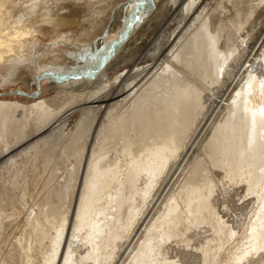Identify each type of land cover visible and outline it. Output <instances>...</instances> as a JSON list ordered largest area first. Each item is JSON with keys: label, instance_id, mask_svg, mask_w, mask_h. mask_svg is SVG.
Instances as JSON below:
<instances>
[{"label": "bare ground", "instance_id": "obj_1", "mask_svg": "<svg viewBox=\"0 0 264 264\" xmlns=\"http://www.w3.org/2000/svg\"><path fill=\"white\" fill-rule=\"evenodd\" d=\"M116 1L0 0V264H264V0Z\"/></svg>", "mask_w": 264, "mask_h": 264}, {"label": "rangeland", "instance_id": "obj_2", "mask_svg": "<svg viewBox=\"0 0 264 264\" xmlns=\"http://www.w3.org/2000/svg\"><path fill=\"white\" fill-rule=\"evenodd\" d=\"M127 1H130V0H117L114 4H115V6H114V8H113V11H114V14H115V12L118 10V7H120L122 4H124V3H126ZM131 1H133V2H136V7H135V9H134V11H131L132 12V14L133 15H131L130 16V20L129 19H127V22H126V24H123V30H122V28H119V31L117 30V32L118 33H120L122 36H121V38H115V39H111L110 40V43H111V45L112 44H115L116 43V45H115V53H113L112 54V56H111V58L113 57V55L114 54H116L118 51H119V49H120V44H122V43H125L126 41H128L130 38H132L135 34L134 33H136V31H139L140 30V27H141V21H142V19H144L147 15H148V13H149V11L148 10H150L151 8H153L151 11H153L155 8H156V5H155V0H131ZM138 3V4H137ZM150 4V5H149ZM140 5V6H139ZM148 5V6H147ZM142 6V7H141ZM153 6V7H152ZM141 7V8H140ZM139 8V9H138ZM136 11V12H135ZM141 13V14H140ZM145 13V14H144ZM134 18H133V17ZM138 16V17H137ZM139 16H140V18H139ZM132 17V18H131ZM139 19V20H138ZM138 20V21H137ZM141 20V21H140ZM113 21H114V15H111L110 16V19L108 20V23H107V25H106V27H105V29H104V32L102 33V35H98V36H96L95 38L96 39H100V38H103L104 37V35L110 30V28H108V26L110 25V24H112L113 23ZM140 21V22H139ZM157 21H159V20H157ZM131 22V23H130ZM151 22V21H150ZM130 23V24H129ZM157 22H155L154 20H153V23L151 24V26H150V28H147V30H146V32L144 33V34H146V35H148V34H150L149 35V37L151 38V39H155V35L157 36L159 33H160V30L158 31V28H156L157 26ZM153 25H154V27H153ZM134 27V28H133ZM48 28H50V27H48ZM124 28H125V30L126 31H128L129 33H131V34H129V36L127 35V33H126V31L124 30ZM152 28H153V30H152ZM131 29H132V31H131ZM137 29H139V30H137ZM149 30V31H148ZM152 31V32H151ZM155 32V33H154ZM152 33V34H151ZM134 34V35H133ZM126 35H127V37H126ZM126 37V38H125ZM141 38H142V35L140 36ZM51 38V35H46V36H42V37H38L37 36V39H41V42L42 43H45V44H47L48 42H49V39ZM129 38V39H128ZM127 39V40H126ZM148 40L149 42L150 41H152V40ZM123 40V41H122ZM112 47H113V45H112ZM112 49H114V48H112ZM108 55V54H107ZM106 55V57H102V58H100V56L99 57H93V56H91L90 57V59L91 60H89V59H86V58H83L82 56H84V54H80V55H78L79 56V58L81 59L80 61H79V63H78V70H70V71H68L67 73H65L66 75H74L75 73L76 74H78V75H80V77H91V76H93V75H97V74H99L100 72H101V70L104 68V66H105V63H107L106 62V60H107V56ZM110 58V59H111ZM83 59H85L84 61H83ZM84 63L86 64V65H84ZM82 69V71H80ZM88 70H92V72L91 73H89L88 75H85L86 73H87V71ZM1 78V77H0ZM49 79H45V80H42V81H40L39 83H38V85L37 84H35V89L33 90H27V89H25V88H19L18 86L16 87V86H12V87H10V88H6V87H0V99H6L7 101H16V100H14V97H17L18 99L19 98H21L20 100H22V98L24 99H37L38 98V96H40L41 95V93H42V91H41V87H40V84L42 83V82H46L45 84H48L49 83ZM25 94H32V95H35L33 98L32 97H28V96H26ZM46 96L48 97V96H50V93L49 92H47L46 93ZM12 98V99H11ZM21 102V101H20ZM19 112H16V114H17V116H20V114H18ZM31 144V143H30ZM29 145V142H24V143H21L18 147H16V152H15V160H16V165L17 166H20V165H26L27 164V161H26V159L22 156V155H20L26 148H27V146ZM3 160H5V158H3L2 160H1V157H0V164H2V162H3ZM0 167H1V165H0ZM8 173L6 172L4 175H3V180L5 179V180H7L8 179V175H7ZM132 255H129V258H127V260H126V262L128 263V260H130V257H131Z\"/></svg>", "mask_w": 264, "mask_h": 264}]
</instances>
